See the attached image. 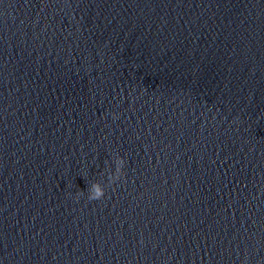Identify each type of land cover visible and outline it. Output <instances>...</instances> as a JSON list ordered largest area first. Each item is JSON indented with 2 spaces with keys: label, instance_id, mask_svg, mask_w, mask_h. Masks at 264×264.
<instances>
[{
  "label": "water",
  "instance_id": "water-1",
  "mask_svg": "<svg viewBox=\"0 0 264 264\" xmlns=\"http://www.w3.org/2000/svg\"><path fill=\"white\" fill-rule=\"evenodd\" d=\"M0 264H264V0H0Z\"/></svg>",
  "mask_w": 264,
  "mask_h": 264
},
{
  "label": "clouds",
  "instance_id": "clouds-1",
  "mask_svg": "<svg viewBox=\"0 0 264 264\" xmlns=\"http://www.w3.org/2000/svg\"><path fill=\"white\" fill-rule=\"evenodd\" d=\"M125 161L123 158H118L117 161V168H116V173L111 177L113 180L119 178V176L122 174V169L124 167ZM104 195V186L94 183L90 190H89V199H100Z\"/></svg>",
  "mask_w": 264,
  "mask_h": 264
}]
</instances>
